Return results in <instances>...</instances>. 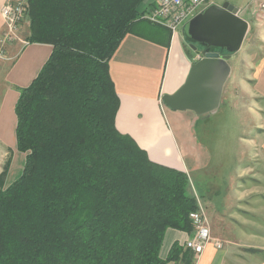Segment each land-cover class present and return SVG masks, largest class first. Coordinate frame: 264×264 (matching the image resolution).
<instances>
[{"label":"trees","instance_id":"16d2710c","mask_svg":"<svg viewBox=\"0 0 264 264\" xmlns=\"http://www.w3.org/2000/svg\"><path fill=\"white\" fill-rule=\"evenodd\" d=\"M145 0H25L29 44L49 58L15 104L20 176L0 173V264H193L166 231L192 232L186 173L151 161L115 127L109 61ZM151 30L148 26L144 29ZM137 32V31H134ZM160 34H162L160 32Z\"/></svg>","mask_w":264,"mask_h":264},{"label":"crops","instance_id":"0c3cea01","mask_svg":"<svg viewBox=\"0 0 264 264\" xmlns=\"http://www.w3.org/2000/svg\"><path fill=\"white\" fill-rule=\"evenodd\" d=\"M12 1L16 0H0V6ZM260 2L264 1H259L257 7ZM156 3L157 0H145L142 9L148 11ZM236 9L237 16L248 26L240 48L233 53L246 51L239 71V66L235 70L228 64L229 74L222 86L219 106L227 104L229 111H235L241 150L235 167L226 176L225 157L220 156L219 184L209 176L208 182L200 184L195 175L205 173L207 168L209 175L216 174L210 167L211 153L195 132L198 115L173 111L162 102L163 95L173 94L184 83L191 64L198 60L191 46L203 50L187 35L186 25L192 18L171 35L167 47L163 38L127 33L109 61V74L119 98L116 129L130 136L151 161L187 174L196 186L191 193L203 211L212 238L223 243L221 249L208 244L193 264H264V25L257 24L250 13L241 16L242 9ZM3 30L0 16V34ZM20 34L19 39L25 44L21 48L20 41L9 44L6 52L10 59L0 64V173L10 158L4 187L20 176L24 164L25 154L17 150L15 137L14 108L19 89L32 82L52 50L48 44L25 41L26 19ZM249 35L256 38L258 46L248 48ZM210 51L226 53L216 47ZM191 174L195 176L193 180ZM188 236L167 230L161 255L166 256L175 242L183 245Z\"/></svg>","mask_w":264,"mask_h":264},{"label":"water","instance_id":"95a60500","mask_svg":"<svg viewBox=\"0 0 264 264\" xmlns=\"http://www.w3.org/2000/svg\"><path fill=\"white\" fill-rule=\"evenodd\" d=\"M225 6L210 4L186 25L188 37L201 44L203 50L192 46L198 60L191 64L184 83L173 94L162 96L169 109L203 115L217 108L229 74L227 61L240 48L248 26L237 16L236 8ZM215 47L226 53L210 51Z\"/></svg>","mask_w":264,"mask_h":264},{"label":"rangeland","instance_id":"374dc122","mask_svg":"<svg viewBox=\"0 0 264 264\" xmlns=\"http://www.w3.org/2000/svg\"><path fill=\"white\" fill-rule=\"evenodd\" d=\"M259 1H264V0H211V2L216 3L218 5H226L225 6L226 9L228 8V6L229 7L233 6L235 8L242 9L241 16H243V17L245 16V13H247V14L250 13L251 18H253L257 22V24H260V26L262 27L264 25V22H262L261 20H259L256 17V14L258 13L259 5L262 3V2H260L258 7H257V4ZM158 2H159V0H157V3L155 5H152L151 9H156L159 5ZM225 3H227V4H225ZM143 4L141 5V8H143ZM147 12H148L147 10L143 9L142 17L145 16L147 14ZM23 18H25L26 21H28L27 14H25ZM141 20L150 22L153 25L160 26L154 22L149 21L148 19L143 18ZM182 25H184V24H182ZM147 26L149 28H151V30H149L148 28H147V30H145L144 28ZM181 26L176 28L174 31H170L171 35L177 33V31L180 29ZM253 27H254V25H253ZM134 31H137L138 33L143 34V35L144 34L149 35L151 37L163 38L165 40L163 35L166 34V31H164V30H162L156 26L155 27L150 26L147 23H137L134 26ZM160 32L162 34H160ZM18 36H21L20 32H19ZM170 38L171 37H169V40H170ZM255 40H256V38L252 39L249 35V38L247 39V42H248L247 46H249L248 47L249 49L252 48L253 46H256V45L258 46V43ZM165 43H166V40L163 41L164 45H165ZM22 45H24V44L22 42H20V48L22 47ZM192 46H191V48L193 49ZM165 47H167V46H165ZM245 51L246 50H243L242 52L240 51L239 53H233L232 54L233 55L232 59H230L228 61V64L231 66V68L235 67V70H236L237 66H239L238 71L240 70V67H241L240 61L244 57ZM219 104H220V100H219ZM219 104L215 110L211 111V112L215 111V113L213 115H208V113L203 114V115H198L200 120L197 123V125L195 126V132L197 134L198 139L201 141V143L203 145L207 146L209 152L211 153L212 160H211L210 167L213 168L214 171H216V174L214 176L209 175V169L208 168L205 171V173H202V171H201V173H196L195 175L197 176L198 182L200 184H203L204 180L208 182V178H207L208 176L210 178H212L213 181L216 180L217 184H219L220 156L225 157V164L223 165V167H225L224 175L226 176L229 173L230 169L235 167V163L237 160L236 156L238 155V153L241 150L240 149L241 145L238 142V136L240 135V130H239V127H238L237 122H236V113H235V111H229V107H226V106H228L227 104H225L223 107H222V105L219 106ZM211 112H209V113H211ZM200 175H201V179H200ZM194 178H195L194 174H191V179L193 180ZM194 181H196V180H194ZM189 182H190V178H189ZM209 183H211V182H209ZM190 185L191 186L189 188V192L191 193V188H192V190H195L196 186L194 187V185L192 184V181L190 182ZM194 192H196V191H194ZM192 195H194V193ZM213 240H217V239H213ZM217 241H220V240H217ZM222 247H223V245H222Z\"/></svg>","mask_w":264,"mask_h":264},{"label":"built area","instance_id":"2783aa9c","mask_svg":"<svg viewBox=\"0 0 264 264\" xmlns=\"http://www.w3.org/2000/svg\"><path fill=\"white\" fill-rule=\"evenodd\" d=\"M156 9L148 10L143 16L169 31L176 28L193 18L196 14L211 4V0H159ZM26 14L25 0H16L7 2L0 6V16L3 19L4 30L0 34V64L10 58L7 55L6 47L16 41H20L19 32ZM257 18L264 22V2L259 5ZM192 222V232L184 243V247L194 254L199 255L203 252L208 244H212L216 249L222 248V243L213 240L210 228L206 222L205 216L201 209L189 214Z\"/></svg>","mask_w":264,"mask_h":264}]
</instances>
